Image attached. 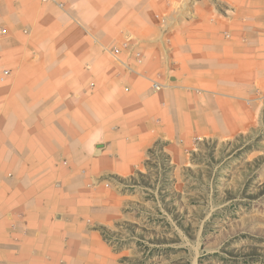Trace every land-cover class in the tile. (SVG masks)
<instances>
[{
    "label": "crops",
    "instance_id": "0c3cea01",
    "mask_svg": "<svg viewBox=\"0 0 264 264\" xmlns=\"http://www.w3.org/2000/svg\"><path fill=\"white\" fill-rule=\"evenodd\" d=\"M263 123L264 0H0V264H117L124 181Z\"/></svg>",
    "mask_w": 264,
    "mask_h": 264
},
{
    "label": "rangeland",
    "instance_id": "374dc122",
    "mask_svg": "<svg viewBox=\"0 0 264 264\" xmlns=\"http://www.w3.org/2000/svg\"><path fill=\"white\" fill-rule=\"evenodd\" d=\"M126 182L122 217L101 227L117 264H264V123L182 163L157 153Z\"/></svg>",
    "mask_w": 264,
    "mask_h": 264
},
{
    "label": "built area",
    "instance_id": "2783aa9c",
    "mask_svg": "<svg viewBox=\"0 0 264 264\" xmlns=\"http://www.w3.org/2000/svg\"><path fill=\"white\" fill-rule=\"evenodd\" d=\"M124 46H126V44H123V47ZM112 52H113V54H118L120 52V47H114ZM3 79L4 78H1V80H3ZM153 87L156 88V89H159L160 88V85L155 82V83H153Z\"/></svg>",
    "mask_w": 264,
    "mask_h": 264
}]
</instances>
